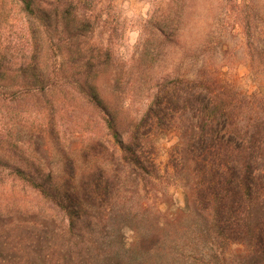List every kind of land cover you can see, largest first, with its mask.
<instances>
[{
  "label": "rangeland",
  "instance_id": "374dc122",
  "mask_svg": "<svg viewBox=\"0 0 264 264\" xmlns=\"http://www.w3.org/2000/svg\"><path fill=\"white\" fill-rule=\"evenodd\" d=\"M42 1L67 20L66 26L53 20L51 41L37 47L31 70L44 89L19 72L33 54L19 4L0 0V264L9 258L104 264L113 255L108 252L123 250V242L147 231L145 217L158 214L156 208L172 213L185 203V180L169 168L173 128L147 117L165 87L204 73L228 95L246 92L255 102L264 96V55L254 51L251 58L245 27L249 15L250 30L264 42V0H251V9L248 0ZM89 85L115 114L122 137L142 139L156 162L155 183L143 188L132 177L117 181L112 141L102 110L89 100ZM96 142L103 150H90ZM14 165L74 176L76 186L89 177L114 178L102 200L87 201L91 227L80 236L104 244L66 253L63 246L76 245L80 234L71 239L62 214L13 179ZM132 209L145 215L141 223L131 218Z\"/></svg>",
  "mask_w": 264,
  "mask_h": 264
},
{
  "label": "trees",
  "instance_id": "16d2710c",
  "mask_svg": "<svg viewBox=\"0 0 264 264\" xmlns=\"http://www.w3.org/2000/svg\"><path fill=\"white\" fill-rule=\"evenodd\" d=\"M15 1L33 42V54L19 72L39 80L44 89L43 79L31 68L37 65L42 41L52 39L53 20L61 19L65 26L67 20L53 15L43 7L42 0ZM248 1L246 7L251 9L254 5ZM245 27L251 58L254 51L264 55V42H259L258 34L250 30L249 15ZM262 30L260 35H264V27ZM215 84L204 73L181 79L165 87L155 107L150 108L147 117L153 124L173 128L177 141L169 168L177 178L185 180V203L172 213L156 208L158 214L149 218L132 209L135 223H141L144 217V221L149 220L147 231L131 241H122L124 249L108 252L113 255L104 264H174L176 259L181 264H264V96L255 102L246 92L235 97ZM89 90V100L102 110L104 128L112 141L110 155L116 165L117 181L122 176L132 177L136 187L141 183L143 188L155 183L160 179L156 162L144 150L142 139H124L115 114L102 103L93 86L89 85ZM96 148L103 150L99 142L90 150ZM26 168L11 167L13 179L62 214L71 239L76 232L80 234L76 245L63 246L66 253L72 254L74 246H102V239L80 236L84 234L83 227H91L87 201L94 203L101 199L106 187L114 188V178L89 177L76 186L74 176L60 177L36 166ZM178 251L183 252L182 258L173 256ZM6 264L32 263L31 258H9Z\"/></svg>",
  "mask_w": 264,
  "mask_h": 264
}]
</instances>
